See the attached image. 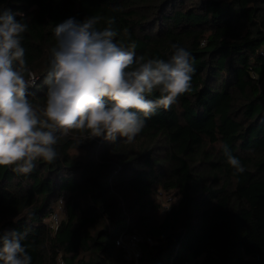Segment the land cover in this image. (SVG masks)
<instances>
[{"label":"trees","instance_id":"1","mask_svg":"<svg viewBox=\"0 0 264 264\" xmlns=\"http://www.w3.org/2000/svg\"><path fill=\"white\" fill-rule=\"evenodd\" d=\"M0 5L28 21L22 46L38 77L29 89L38 108L53 29L69 18L102 17L98 28L112 22L116 41L145 60L168 61L178 44L196 69L190 90L148 118L132 142L74 131L54 146L58 159L36 162L31 174L0 167V235L26 230L31 264H264V0ZM224 146L244 172L227 163ZM160 194L172 197L170 209ZM60 198L64 218L55 230L44 220ZM123 230L154 241L142 242L138 262L116 244Z\"/></svg>","mask_w":264,"mask_h":264},{"label":"clouds","instance_id":"2","mask_svg":"<svg viewBox=\"0 0 264 264\" xmlns=\"http://www.w3.org/2000/svg\"><path fill=\"white\" fill-rule=\"evenodd\" d=\"M102 19L69 18L53 29L57 43L45 77V103L38 108L29 99L38 77L29 69L22 46L28 21L23 13L0 5V167L31 174L36 162L56 161L54 146L74 131L110 141L119 136L130 143L148 118L159 109L170 110L190 90L196 69L187 49L172 44L168 61L145 60L134 45L116 41L112 22L98 28ZM156 92L159 96L150 99ZM224 155L236 172L245 171L227 146ZM26 236V230L0 235L2 264H31L22 244Z\"/></svg>","mask_w":264,"mask_h":264},{"label":"built area","instance_id":"3","mask_svg":"<svg viewBox=\"0 0 264 264\" xmlns=\"http://www.w3.org/2000/svg\"><path fill=\"white\" fill-rule=\"evenodd\" d=\"M159 196L163 204V210L170 209L171 203L173 201L172 197L166 196L165 199L161 197L163 196L162 194H160ZM64 211V201L63 198H60L58 200L57 210L51 212L49 216L44 220V223L57 230L64 218ZM145 240H148L151 243L154 242L151 237L144 236L137 231L128 232L127 230H123L116 239V244L123 248L125 257L127 259L138 262L142 256L141 244ZM61 263L63 262L61 261Z\"/></svg>","mask_w":264,"mask_h":264},{"label":"rangeland","instance_id":"4","mask_svg":"<svg viewBox=\"0 0 264 264\" xmlns=\"http://www.w3.org/2000/svg\"><path fill=\"white\" fill-rule=\"evenodd\" d=\"M161 197L166 199V196H165V195H163V196H161Z\"/></svg>","mask_w":264,"mask_h":264}]
</instances>
